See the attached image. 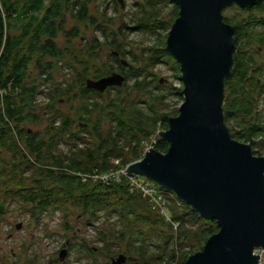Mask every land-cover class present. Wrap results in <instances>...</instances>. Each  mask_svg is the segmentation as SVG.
Returning a JSON list of instances; mask_svg holds the SVG:
<instances>
[{"label":"rangeland","instance_id":"1","mask_svg":"<svg viewBox=\"0 0 264 264\" xmlns=\"http://www.w3.org/2000/svg\"><path fill=\"white\" fill-rule=\"evenodd\" d=\"M84 1L89 3V15L97 20L96 26L104 24L109 38L91 21L79 22L72 15L67 16L65 30L78 27L80 36L69 38L67 32L60 33L58 44L64 49V56L61 60H47L55 67L51 76L41 74L35 64L30 67L29 82L39 87L34 113L40 122L27 124L22 129L38 134L48 144L53 133L55 145L44 152L46 161L54 165L60 162L63 167L71 166L77 160L85 164L90 152L95 151L99 156L100 171H106L129 163L123 160L135 157L139 150L135 149L136 141L125 135L111 140L121 113L139 115L137 110L142 109L147 115L154 105L161 115L177 117L174 115L178 111L180 114L184 102L175 95V90L182 89V86L184 89L182 77L171 64L157 56L164 45L167 50L168 36L177 20L173 22V18L180 9L172 1L165 0H82L80 3L85 4ZM225 16L231 22L243 21L242 24L246 25L252 15L234 5ZM263 29L261 25L259 29H251V33H259ZM96 39L102 47L97 54H92ZM115 40L123 46L124 56H116L118 49L111 46ZM247 47L243 40L239 48L240 58L251 59L245 77L249 84L254 83V94L249 97L255 99V115L247 123L258 121L262 126L263 133L250 140L256 141L254 150L264 157V50L258 54L259 45H253L250 51L246 50ZM115 56L120 62H126V66L136 70L147 69L140 77L141 80L149 79L147 85L138 89L136 81L130 79L128 89L113 87V90L99 96L83 98L84 85L87 88V80L95 79V74L108 71L107 76H110L115 72L121 73L113 58ZM54 99L57 103V135L48 120L53 115L48 107ZM67 117L75 122L74 127L62 133L60 128ZM228 128L233 132L243 130L234 122H230ZM162 132L159 129L153 138L147 140L142 145L143 156L130 162L126 168L143 160ZM102 141L110 142L107 156L114 155L107 162L103 158L107 149L100 148ZM35 164L36 157L29 155L25 147H22V152L16 148H0V264H112V259L122 254L128 258L126 264H182L184 259L187 262L193 255L204 251L207 244L205 230L210 227V221L201 217L203 222L198 223L191 206L154 182L155 192L151 195L132 188L128 173L126 176L134 198L114 195L109 202L112 205L110 209L87 212L78 200L63 197L56 206L39 211L38 207L27 202L39 173L40 167ZM51 167L58 173L56 167ZM126 168L112 169L116 173V181H122L118 173L126 172ZM96 173L105 172L95 171L88 176H80L86 181L93 179L90 176ZM150 208L155 214H150ZM23 244L26 245L25 251L29 252L28 257L15 259L13 251L23 252L19 249ZM63 249L68 250L64 262L60 258Z\"/></svg>","mask_w":264,"mask_h":264},{"label":"water","instance_id":"2","mask_svg":"<svg viewBox=\"0 0 264 264\" xmlns=\"http://www.w3.org/2000/svg\"><path fill=\"white\" fill-rule=\"evenodd\" d=\"M171 1L180 12L167 51L180 65L184 103L162 132L169 151L151 148L128 172L172 191L202 218L218 222L219 232L186 264H260L255 251L264 249V157L255 156L251 145L234 140L225 123V81L234 66L236 45L235 28L226 23L224 12L264 0ZM125 81L115 72L88 79L86 86L105 93L123 87ZM67 253L62 250V262ZM127 260L122 254L112 264Z\"/></svg>","mask_w":264,"mask_h":264},{"label":"trees","instance_id":"3","mask_svg":"<svg viewBox=\"0 0 264 264\" xmlns=\"http://www.w3.org/2000/svg\"><path fill=\"white\" fill-rule=\"evenodd\" d=\"M80 1L82 0H0V148L10 150L16 148L18 152H22V147H25L29 155L36 157L35 165L40 168L35 179V189L31 192L27 202L38 207L41 212L56 206L63 197L71 201L78 200L87 212H98L103 208H112L109 202L114 195L120 194L129 197V199L134 198V195H131L134 192H130V181L126 176L121 177V182L114 180L107 183L101 180L95 181L94 179L84 181L80 174L88 176L95 171L112 172V169H122L129 165L130 162L141 158L143 156L142 145L153 138L159 129L168 130V121L172 117L167 114L161 115L154 105L150 107L147 115L143 113L142 109L137 110L139 115L125 111L121 113L116 120L117 127L114 136H111V140L121 139L125 135L136 141L134 144L135 149L139 150L135 157L123 160H128L127 162L129 163H120L121 165L116 168L100 171V160L95 151L90 152L88 161L85 164L77 160L71 166L63 167L60 162L54 165V163L46 161L44 152L50 146L55 145V141L53 144V133H51L50 143L48 144L38 134L22 129L27 124L36 125L40 122L38 115L34 113L39 96V87L29 82V79H31L30 67L35 64L36 69L41 74H49L51 76L55 67L47 60H61L64 56V49L58 44L60 33L64 31L65 33L67 32L66 34L69 38H79L80 30L78 27H74L71 31L65 30L68 15H72L75 21H91L93 26L101 28L102 34L107 36V39L109 38L104 24L96 26L97 20L90 17L89 3L84 1L85 4H81ZM256 8H260V13L262 14L264 12V1L259 3ZM244 11L245 13L248 12L249 8L244 9ZM76 13L78 14L76 15ZM174 16L173 22L179 17L177 11ZM225 19L227 23H231L227 17ZM254 20L257 19L247 20L246 25L245 23L243 25L242 21L237 23L236 26L237 29L234 36L236 45L235 64L230 77L225 81L224 117L228 127L230 122L236 123L241 129L243 127L241 132H233L229 129L232 138L239 142H250L254 155L260 157L261 155H258L254 150L255 143L250 139L263 133V128L258 124V121L256 123H247V120L252 119L255 115V99L249 97V95L254 94V90H252L254 83L249 84L245 77L248 72L249 59L245 56V58H240L241 51L238 48V40L247 37L245 34L253 25L251 24L249 27L248 24ZM165 28L166 24H164L163 29ZM257 42L263 46L264 37L257 38ZM111 46H116L119 55L124 56V51L121 50L123 47L121 43L115 40L114 43H111ZM101 47L102 43L99 39H96L92 45L91 53L97 54ZM157 56L160 59H164L167 64H171L182 77L179 63L168 53L165 45ZM113 58L116 61L115 63L118 64L117 69L126 78L123 90L124 88L128 89L130 79L136 81L135 85L138 89L142 85H147L149 79L145 77L141 80L140 78L143 72H147V69L136 70L124 65L118 57L115 56ZM148 74L150 73L148 72ZM95 75V79L98 80L109 74L107 71ZM255 86L258 87V85ZM113 89L109 88L107 91ZM182 89H176L175 95L181 101H184ZM100 94L89 90L84 85L83 98L88 99L90 96H99ZM56 104L54 99L48 107L53 111L52 117L48 120L49 126L56 131L57 135V130L59 129L55 127L56 118L58 117ZM85 112L91 113L88 109H85ZM178 115L179 111L174 116ZM74 123L70 117L65 118L60 131L62 133L70 131L74 127ZM157 140L153 148L160 153L166 154L170 149V143L162 137V133ZM109 144L110 142L102 141L101 150L107 149ZM108 152V149L104 152V162L110 161L109 159L114 156H107ZM45 166L50 168H45ZM51 166L56 167L58 173ZM149 212L150 214L154 213L151 208ZM192 213L198 223L203 222L200 214L196 211ZM210 223V227L205 230L206 242L220 230L217 221H210ZM185 262L184 259L182 264H186Z\"/></svg>","mask_w":264,"mask_h":264},{"label":"flooded vegetation","instance_id":"4","mask_svg":"<svg viewBox=\"0 0 264 264\" xmlns=\"http://www.w3.org/2000/svg\"><path fill=\"white\" fill-rule=\"evenodd\" d=\"M261 3V2H260ZM257 5H259V3L257 4ZM257 5H255V6H252V7H249V11H248V13H250L252 16L249 18V19H257V20H254V21H251L250 22V24H248L249 25V27H250V25L251 24H253L250 28H249V30H248V32L245 34V35H247V37L245 38V39H242V40H238V48H240L241 46H242V41L244 40V44H245V46L247 47L246 48V50L248 49L249 51L251 50V48L250 47H252L253 45H259L260 46V49H259V51H258V54L260 53V50H264V44H263V46H261L258 42H257V38H262V37H264V29H263V31L262 32H259V33H256V32H252L251 33V29H259L260 28V26L261 25H263L264 26V12L261 14L260 13V8H256V6ZM231 8V7H230ZM229 9V8H228ZM228 9H226L225 10V14H226V12H227V10ZM243 9H247V8H243ZM225 14H224V16H225ZM225 18H226V16H225ZM248 19V20H249ZM225 21H226V19H225ZM227 23V22H226ZM228 24H230V25H232L234 28H235V33H236V29H237V23H234V22H231V23H228ZM234 36H235V34H234ZM236 53V52H235ZM251 62V59H249V63ZM234 64H235V61H234ZM234 67V66H233ZM257 70L255 69V72H256ZM258 82L260 83V80H258ZM12 238V237H11ZM20 250H24L25 251V249H26V245H21L20 246V248H19ZM24 251L23 252H18V251H13V256L15 257V259H18V258H22V259H24V258H27L28 257V254H29V252H26L25 251V253H24ZM20 256H22V257H20Z\"/></svg>","mask_w":264,"mask_h":264},{"label":"built area","instance_id":"5","mask_svg":"<svg viewBox=\"0 0 264 264\" xmlns=\"http://www.w3.org/2000/svg\"><path fill=\"white\" fill-rule=\"evenodd\" d=\"M251 141L253 143H256L255 140H251ZM124 168H126V167H124ZM125 170H127V171L126 172H123V173H121V172L118 173V176L121 178V176H126L127 173H128L129 174L128 175V178L132 179V182L134 184L133 185L131 183L132 188L142 190L147 195H151L153 192H155V190L153 188V185H152V182L149 181L147 178H144V177H142L140 175H137V174H131V173H129L128 172L129 167L126 168ZM114 172L115 171L107 172V173H104V174H97L96 173V174H94V175H92L90 177L93 178L94 180H101V181H104V182H107L108 183L111 179H114V180L116 179V173H114ZM136 176H138V177H136ZM255 254L256 255L259 254V256H260V264H264V250H257V251H255Z\"/></svg>","mask_w":264,"mask_h":264},{"label":"bare ground","instance_id":"6","mask_svg":"<svg viewBox=\"0 0 264 264\" xmlns=\"http://www.w3.org/2000/svg\"><path fill=\"white\" fill-rule=\"evenodd\" d=\"M104 78V77H103ZM93 91V90H92ZM96 92H98V91H96ZM100 93V92H99ZM259 250V249H258ZM260 250H264V249H260ZM257 251V250H256Z\"/></svg>","mask_w":264,"mask_h":264},{"label":"clouds","instance_id":"7","mask_svg":"<svg viewBox=\"0 0 264 264\" xmlns=\"http://www.w3.org/2000/svg\"><path fill=\"white\" fill-rule=\"evenodd\" d=\"M250 145V144H249Z\"/></svg>","mask_w":264,"mask_h":264}]
</instances>
